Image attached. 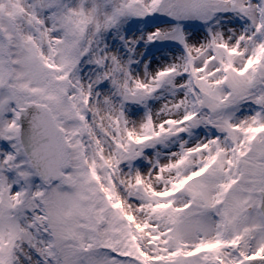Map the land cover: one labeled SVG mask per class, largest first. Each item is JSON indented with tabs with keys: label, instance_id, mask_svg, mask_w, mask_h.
<instances>
[{
	"label": "snow or ice",
	"instance_id": "snow-or-ice-1",
	"mask_svg": "<svg viewBox=\"0 0 264 264\" xmlns=\"http://www.w3.org/2000/svg\"><path fill=\"white\" fill-rule=\"evenodd\" d=\"M0 264H264V0H0Z\"/></svg>",
	"mask_w": 264,
	"mask_h": 264
}]
</instances>
